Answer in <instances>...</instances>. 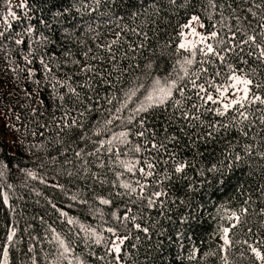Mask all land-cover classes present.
<instances>
[{
	"label": "snow or ice",
	"instance_id": "1",
	"mask_svg": "<svg viewBox=\"0 0 264 264\" xmlns=\"http://www.w3.org/2000/svg\"><path fill=\"white\" fill-rule=\"evenodd\" d=\"M4 4L0 51L34 86L22 136L42 139L17 141L38 161L17 159L19 184L0 160V264H137L141 234L158 237L147 264H264V0ZM206 214L219 244L201 252Z\"/></svg>",
	"mask_w": 264,
	"mask_h": 264
},
{
	"label": "trees",
	"instance_id": "2",
	"mask_svg": "<svg viewBox=\"0 0 264 264\" xmlns=\"http://www.w3.org/2000/svg\"><path fill=\"white\" fill-rule=\"evenodd\" d=\"M13 10H17L15 8V5L19 3V0H11ZM236 4H240V0H236ZM18 14H19V10ZM101 11H106V9L101 8ZM6 12V6L4 4V0H0V17L5 15ZM183 13H181L182 15ZM106 17H100V20L102 21ZM180 17H173L171 19V25L174 26L176 23V20ZM13 27L16 31H19L21 28V25L17 22L13 21ZM3 21L0 20V27H2ZM114 25L105 26L103 23L100 24L99 31L103 33L105 36L108 34L109 28H114ZM167 28L168 32H171L172 28L167 23L162 21L160 23V29H161V37L165 35L164 29ZM151 35V34H150ZM109 39H111L110 36H108ZM161 38V42H163V39ZM86 39V37H85ZM91 43V41H89ZM9 47L12 48V54L11 59H15L17 65H19L20 68L24 67V62L21 56H18L17 53L20 51V48L15 46L14 44H10ZM22 47V46H21ZM26 51V49H24ZM73 51H78L77 48L73 47ZM146 56H150V52L145 53ZM35 67H39L38 63L34 64ZM11 65L8 64V61L5 56L4 51H0V160H4L7 158H12V173L10 175V182L19 184L23 179V175L19 173L16 168L15 164L17 162V159H20L23 165H26L28 167H34V161L35 163H38L36 161L35 157H30L27 153H24L23 156H18V148H17V141L20 139H23L25 143L27 144L28 141H32L33 143H39L42 139L41 137L37 136L35 139L32 138L30 135L27 137L22 136V133L25 131V129L22 127L23 124H27L29 128H35L36 125L32 123L31 121L36 119L34 117H31L29 115V109L24 107V105L28 104L29 101L25 97L24 92L22 89L28 88L29 91L34 90V86H32L28 81L25 80V73L23 71H18V73H12L11 72ZM166 67L164 63H161V68ZM17 76L19 78H17ZM34 107L38 106L37 104H33ZM16 116H20V120H16ZM41 121L48 120V114L46 113L44 116L37 117ZM20 129V131H15V129ZM42 131V130H38ZM264 134V133H262ZM46 135H52V133H46ZM22 151V150H21ZM37 155H43V153H37ZM51 175V173H50ZM63 182V181H61ZM260 182V173L259 170H257L256 176L252 179L251 183L253 186L255 184H258ZM35 183V182H33ZM41 189L43 186H39ZM21 194H25L27 198V194L24 190H19ZM105 191L106 190H102ZM258 195V193L256 194ZM229 196H236V193H229L228 196L223 197L225 200L228 199ZM238 199V198H237ZM255 199V196H254ZM236 201H233L235 203ZM41 204H43V200H41ZM212 210V206L209 205V211ZM43 209L40 208L38 205H34L31 203V200H29V208H28V214L31 215L33 213H39L42 212ZM75 211V210H74ZM107 212V210H105ZM6 213L3 210H0V221L3 220ZM83 219V217H81ZM27 219V217H25ZM205 228L206 230L201 231L197 237L194 239L196 240L198 246L201 249V252L207 251L210 248L215 249L218 244V237H215L212 235L213 229L215 227V221L211 218L210 215H205ZM88 223H91L93 226H96L100 223L98 219L93 220L91 217L87 219ZM167 224V222H165ZM20 227L23 229L24 227V221L21 220ZM255 230V229H254ZM71 238V237H70ZM158 239L155 235L152 236L151 240L145 239L143 234H141V241L139 244V252L136 256L137 264H147L146 261V254L148 258L150 259L151 255L153 254V248L152 245L154 242ZM134 242V241H133ZM97 255H104V249L102 246H97L93 249ZM77 253H80V248L77 247L76 249ZM133 253H136V249H131ZM169 251L172 252L174 255L176 252H179V248L172 244L169 246ZM86 255V254H85ZM165 259L168 261L172 260V255L165 254ZM177 264H181V261L183 264H188L186 259H183L180 256L176 257ZM237 261H239L238 254L234 257ZM95 264H103L101 261H96ZM206 264H219L218 259L214 257L208 258ZM239 264H247L246 261H239Z\"/></svg>",
	"mask_w": 264,
	"mask_h": 264
},
{
	"label": "rangeland",
	"instance_id": "3",
	"mask_svg": "<svg viewBox=\"0 0 264 264\" xmlns=\"http://www.w3.org/2000/svg\"><path fill=\"white\" fill-rule=\"evenodd\" d=\"M218 241H219V239H218ZM186 251H187V245H186V248H185V253H186ZM181 257H182L183 259H185V257H184L183 254H181Z\"/></svg>",
	"mask_w": 264,
	"mask_h": 264
}]
</instances>
